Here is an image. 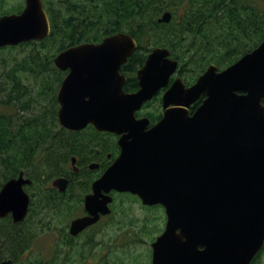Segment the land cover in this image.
I'll list each match as a JSON object with an SVG mask.
<instances>
[{
  "label": "water",
  "instance_id": "water-1",
  "mask_svg": "<svg viewBox=\"0 0 264 264\" xmlns=\"http://www.w3.org/2000/svg\"><path fill=\"white\" fill-rule=\"evenodd\" d=\"M26 1L21 13L0 17V48L49 35L42 0ZM172 16L166 11L158 21ZM137 48L133 36L119 32L55 58L69 69L58 91L60 125L126 133L122 153L94 183L93 196L101 189L131 191L145 204L165 207L152 264H251L264 246V40L225 68L211 64L190 86L176 79L150 129L135 111L167 86L179 61L167 47L153 48L138 72L140 88L125 92L126 77L116 72ZM31 182L21 171L2 185L0 218H26L31 198L24 186ZM53 183L66 187L62 178ZM93 221L77 219L72 230Z\"/></svg>",
  "mask_w": 264,
  "mask_h": 264
},
{
  "label": "trees",
  "instance_id": "trees-1",
  "mask_svg": "<svg viewBox=\"0 0 264 264\" xmlns=\"http://www.w3.org/2000/svg\"><path fill=\"white\" fill-rule=\"evenodd\" d=\"M51 6L52 33L41 45L0 48V189L21 171L35 185L46 182L56 171L53 161L73 140L57 113L64 73L47 63L58 51L126 32L138 42L129 61L142 64L153 48L167 47L179 61V76L191 85L211 64L225 68L264 40L259 0H58ZM167 10L171 21L159 22ZM28 78L34 85L26 84ZM127 85L138 87L136 80ZM151 106L156 121L160 106ZM21 232V223L0 219V260L21 252ZM251 264H264V246Z\"/></svg>",
  "mask_w": 264,
  "mask_h": 264
},
{
  "label": "flooded vegetation",
  "instance_id": "flooded-vegetation-1",
  "mask_svg": "<svg viewBox=\"0 0 264 264\" xmlns=\"http://www.w3.org/2000/svg\"><path fill=\"white\" fill-rule=\"evenodd\" d=\"M51 1L53 4L58 3V0H42L50 21L49 35L41 40L32 39L26 42L38 46L51 36ZM26 6V0H0V17L19 14ZM101 41H84L66 47L57 52L52 62L47 63L61 70L65 78L69 69H61L55 62L56 56L70 47ZM145 62L146 60L139 64L128 60L121 65L116 76L119 79L126 77L123 91L136 92L140 88L138 72ZM176 79H181L186 86H190L179 76L178 67L167 86L160 88L152 99L135 111L136 118L149 119L147 129L162 118L163 95ZM131 80H136L138 84L133 90L127 85ZM25 82L34 85L32 79L30 83L27 79ZM61 84L56 90L58 111V91ZM202 98L191 106V112L200 105ZM151 102L160 106L161 116L156 121L151 119ZM69 131L73 140L68 144L67 152L61 154L57 161H53L57 168L49 179H45L46 182L35 185L25 174L32 182L24 186L31 198L28 213L22 222H18L21 223L23 245L18 255L4 257L0 264H3V261H8V264H139L140 260L146 259H150L147 264H152L153 243L164 232L167 224L165 207L162 204H145L138 194L131 191L101 189L93 196L94 183L122 153L119 140L126 133L118 135L100 131L93 124L77 131ZM59 178L65 179V189L54 185L53 182ZM5 218H11L13 221L11 214L0 219ZM81 218L94 221L77 232L73 231L74 221Z\"/></svg>",
  "mask_w": 264,
  "mask_h": 264
},
{
  "label": "rangeland",
  "instance_id": "rangeland-1",
  "mask_svg": "<svg viewBox=\"0 0 264 264\" xmlns=\"http://www.w3.org/2000/svg\"><path fill=\"white\" fill-rule=\"evenodd\" d=\"M259 1L262 4V6H264V0H259ZM39 245H40V242L38 243L37 248H39ZM147 262H150V259H146V261L145 260H140L139 264H147Z\"/></svg>",
  "mask_w": 264,
  "mask_h": 264
}]
</instances>
